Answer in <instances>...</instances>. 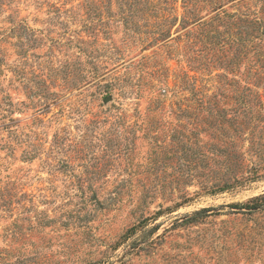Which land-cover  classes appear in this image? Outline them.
I'll list each match as a JSON object with an SVG mask.
<instances>
[{
  "label": "rangeland",
  "instance_id": "obj_1",
  "mask_svg": "<svg viewBox=\"0 0 264 264\" xmlns=\"http://www.w3.org/2000/svg\"><path fill=\"white\" fill-rule=\"evenodd\" d=\"M263 195L264 0H0V264H264Z\"/></svg>",
  "mask_w": 264,
  "mask_h": 264
},
{
  "label": "trees",
  "instance_id": "obj_2",
  "mask_svg": "<svg viewBox=\"0 0 264 264\" xmlns=\"http://www.w3.org/2000/svg\"><path fill=\"white\" fill-rule=\"evenodd\" d=\"M257 201L254 202L253 204H248V203H244V204H236L235 206H231V207H238V208H247V209H254V208H263L264 209V195L261 198H256ZM204 211H208L210 209H203Z\"/></svg>",
  "mask_w": 264,
  "mask_h": 264
}]
</instances>
